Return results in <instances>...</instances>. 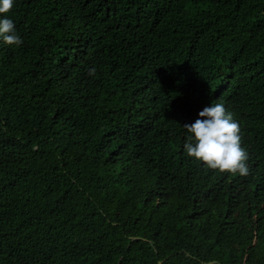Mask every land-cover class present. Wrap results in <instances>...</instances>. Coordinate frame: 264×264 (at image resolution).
Returning a JSON list of instances; mask_svg holds the SVG:
<instances>
[{"label":"trees","instance_id":"obj_1","mask_svg":"<svg viewBox=\"0 0 264 264\" xmlns=\"http://www.w3.org/2000/svg\"><path fill=\"white\" fill-rule=\"evenodd\" d=\"M5 17L23 43L0 38V264H264V0H14ZM211 103L247 176L184 151Z\"/></svg>","mask_w":264,"mask_h":264},{"label":"clouds","instance_id":"obj_2","mask_svg":"<svg viewBox=\"0 0 264 264\" xmlns=\"http://www.w3.org/2000/svg\"><path fill=\"white\" fill-rule=\"evenodd\" d=\"M13 3L14 0H0V14L10 12ZM0 38L10 46L23 43L13 20L7 17L0 19ZM94 73V68L89 70V75ZM198 117L193 123L183 125L188 133L183 145L186 154L207 169L247 176L248 153L241 146L240 125L232 113L222 103H211L199 111Z\"/></svg>","mask_w":264,"mask_h":264}]
</instances>
